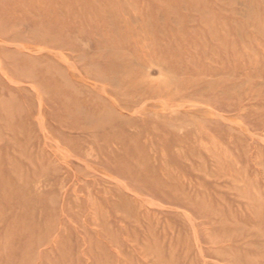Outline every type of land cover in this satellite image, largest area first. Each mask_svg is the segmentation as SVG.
<instances>
[{"label": "rangeland", "instance_id": "1", "mask_svg": "<svg viewBox=\"0 0 264 264\" xmlns=\"http://www.w3.org/2000/svg\"><path fill=\"white\" fill-rule=\"evenodd\" d=\"M0 264H264V0H0Z\"/></svg>", "mask_w": 264, "mask_h": 264}]
</instances>
